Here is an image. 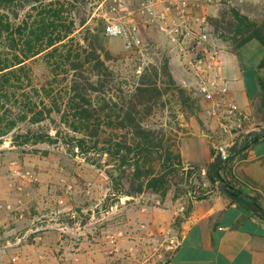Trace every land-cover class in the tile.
Masks as SVG:
<instances>
[{
	"label": "trees",
	"instance_id": "trees-1",
	"mask_svg": "<svg viewBox=\"0 0 264 264\" xmlns=\"http://www.w3.org/2000/svg\"><path fill=\"white\" fill-rule=\"evenodd\" d=\"M74 14L72 0H0V144L9 136L16 147L63 142L105 170L114 196L151 192L164 200L172 187H178L176 178L181 172L188 168L190 177L192 171L183 162L179 142L165 127L144 125V115L153 109L140 108L147 95L158 94L160 70L155 68L154 82L147 80L145 69L132 95H110L106 88L112 73L101 58L99 35L92 34L86 19L77 23ZM232 18L229 39L236 48L254 39L264 45V23L238 11H233ZM38 57H43L52 74L43 83L35 82L29 64ZM161 72L184 104L194 102L177 86L169 60ZM49 122L57 125L55 133ZM64 128L68 129L65 134ZM263 137L264 131L251 133L240 146ZM236 151L218 163V154L212 150L207 178L219 184L212 170L217 163V173L233 197L220 190L224 196L246 208L250 203L261 206L243 191L233 173ZM253 212L264 219L263 214Z\"/></svg>",
	"mask_w": 264,
	"mask_h": 264
},
{
	"label": "crops",
	"instance_id": "crops-1",
	"mask_svg": "<svg viewBox=\"0 0 264 264\" xmlns=\"http://www.w3.org/2000/svg\"><path fill=\"white\" fill-rule=\"evenodd\" d=\"M262 46L255 39L238 48L225 44L224 61L226 75L231 80V96L246 119L235 133L223 131L204 109L192 114L184 111V120L179 123V145L186 166L208 170L212 150L217 154L220 144L229 148L240 146L251 133L264 131ZM175 73L180 74L176 66ZM233 173L242 183L243 191L256 198L264 209V137L245 149H237ZM25 192L30 194L23 189L7 188L0 199L7 200L10 195L14 203ZM150 195L157 196L147 192L125 197L121 210L126 217L104 225L107 242L113 247L111 253L115 254V247L126 246L121 237H131L132 227L138 226L149 236H171V244L175 245L168 264H264V219L249 207L232 202L212 189L206 198L194 201L190 210L180 213L185 209L179 200L168 196L156 206L147 202ZM126 200L129 203L124 205ZM7 205L0 203V264H110L99 257V232L93 226V214L83 220L74 212L71 223L65 220L54 223L52 219L33 216L37 210L33 204H14L15 211L8 210ZM178 215L181 223L176 230L174 222ZM115 239L119 243L114 247Z\"/></svg>",
	"mask_w": 264,
	"mask_h": 264
},
{
	"label": "rangeland",
	"instance_id": "rangeland-1",
	"mask_svg": "<svg viewBox=\"0 0 264 264\" xmlns=\"http://www.w3.org/2000/svg\"><path fill=\"white\" fill-rule=\"evenodd\" d=\"M72 4L77 23L86 19L92 34L99 35L98 46L101 58L112 73L108 78L111 81L110 85L106 88L110 95L130 96L134 93L139 77L145 69L148 70L147 80L154 82L156 81L154 70L155 68L160 70L156 85L158 94L147 95L144 98L145 104L140 108L153 109L150 114L144 115V125L152 128L165 127L170 137L179 142V123L184 120L182 116L184 109L192 114L199 111L201 106L189 93L194 102L184 104L176 88L170 84L167 77L163 76L161 72L163 63L169 60L171 73L179 86L175 65L171 61L172 55L167 49L165 39L153 29L142 28L140 46L128 51L124 47L123 39L109 38L103 32L102 15L108 9V0H72ZM233 11H238L251 21L263 24L264 0L240 9L223 8L216 12L212 11L217 14L213 23L214 31L223 39L226 46L235 47L229 39ZM262 48L264 49L263 46ZM29 64L33 68L36 83H43L52 75L43 57L34 58ZM189 109L192 111L190 112ZM49 126L51 132L55 133L57 125L49 122ZM67 130L64 128L63 133L65 134ZM187 172H189L187 169L181 172V176L176 178L178 187H172L165 197V199L169 196L173 200H179V204L185 208L180 213L190 210L194 201L206 198L208 191L212 189L221 193L219 184L213 185L207 177L199 173L189 177ZM24 174L27 177H23ZM7 188H16L20 191L23 189L30 194L25 192L14 203L9 195V199H0V203L33 204V207L37 208L33 216L37 219H52L54 223L65 220L71 223L74 212H78L77 217L83 220L93 214L95 218L93 226L99 232L97 241L99 257L103 261H108L110 264H168L170 261L175 245L171 244V236L167 234L158 238L149 236L148 232L138 226L132 227L131 237H121L122 242H126V246L122 248L118 246L120 251L111 253L113 247L107 242L109 239L104 225L108 222H120L124 216L126 217L121 210L122 200L125 197L112 194L111 182L105 170L86 161L63 142L16 147L11 145V136L6 138L0 144V197L4 196L2 193ZM157 199L162 203L163 199L159 195H150L147 202L160 206L156 204ZM128 203L129 201L126 200L124 205ZM65 208L68 210H64ZM82 209H86L87 212L81 214ZM180 219L179 215L176 216L174 222L176 230L179 229ZM117 243L119 240L115 239L114 247L118 245Z\"/></svg>",
	"mask_w": 264,
	"mask_h": 264
},
{
	"label": "built area",
	"instance_id": "built-area-1",
	"mask_svg": "<svg viewBox=\"0 0 264 264\" xmlns=\"http://www.w3.org/2000/svg\"><path fill=\"white\" fill-rule=\"evenodd\" d=\"M102 18L104 34L120 38L133 51L141 44L142 28L159 33L167 43L171 61L177 67L178 85L186 90L223 131L238 132L246 115L231 96V80L226 75L225 43L214 31L219 9H240L259 0H108ZM229 147L220 144L218 155ZM189 170L188 168H186ZM191 176L207 177V170L191 167ZM23 177H27L26 174ZM161 205V200H156ZM13 210V205H7ZM183 209H185L183 207ZM111 240L113 237H110ZM120 250L115 249L118 253Z\"/></svg>",
	"mask_w": 264,
	"mask_h": 264
},
{
	"label": "water",
	"instance_id": "water-1",
	"mask_svg": "<svg viewBox=\"0 0 264 264\" xmlns=\"http://www.w3.org/2000/svg\"><path fill=\"white\" fill-rule=\"evenodd\" d=\"M251 142V139H249L243 146L241 147H246L250 144ZM240 146L238 145H233L229 148L228 152L226 155H218V163L222 162L223 160L227 159L228 157H230L231 155H233L235 153V151L239 148H241ZM216 167H217V163H213L212 164V170L214 171L215 175L217 176L218 178V181H219V189L229 195L230 197H233L231 194H229L228 190L226 189V186L224 184V180L222 179V177L219 176V174L217 173V170H216ZM237 201L239 202H242V199L241 198H235ZM248 207L249 209L253 210V211H257L261 214L264 215V209L259 205V204H256V203H250L248 204Z\"/></svg>",
	"mask_w": 264,
	"mask_h": 264
}]
</instances>
